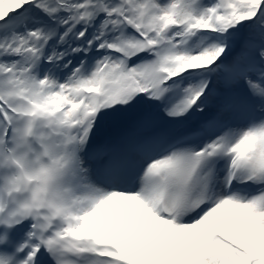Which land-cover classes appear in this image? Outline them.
Segmentation results:
<instances>
[{
  "label": "snow or ice",
  "instance_id": "obj_1",
  "mask_svg": "<svg viewBox=\"0 0 264 264\" xmlns=\"http://www.w3.org/2000/svg\"><path fill=\"white\" fill-rule=\"evenodd\" d=\"M0 264H264V0H0Z\"/></svg>",
  "mask_w": 264,
  "mask_h": 264
}]
</instances>
